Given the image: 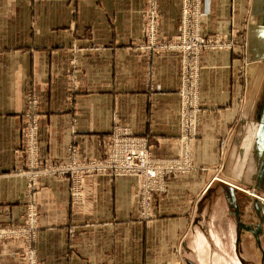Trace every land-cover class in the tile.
Segmentation results:
<instances>
[{"label":"crops","instance_id":"1","mask_svg":"<svg viewBox=\"0 0 264 264\" xmlns=\"http://www.w3.org/2000/svg\"><path fill=\"white\" fill-rule=\"evenodd\" d=\"M156 8L159 38L175 39L181 0ZM147 10L148 0H0V225H23L33 201L39 264H190L192 254L229 264L244 259L241 246L264 245V0L202 3L201 34L234 47L199 58L195 169L166 177L152 219L139 217L135 178L86 175L83 205L66 177L27 189L28 95L42 165L70 145L97 157L119 127L157 158L177 155L181 56L140 49ZM25 250L22 238L0 240V264H24Z\"/></svg>","mask_w":264,"mask_h":264},{"label":"built area","instance_id":"2","mask_svg":"<svg viewBox=\"0 0 264 264\" xmlns=\"http://www.w3.org/2000/svg\"><path fill=\"white\" fill-rule=\"evenodd\" d=\"M208 0H181V22L177 36L170 41H162L158 36V12L156 0H148L147 28L145 40L140 49L158 53L164 50L178 52L181 56L180 87L178 97L181 102L180 134L181 149L170 159H156L149 151L143 138L134 137L126 128H117L102 143V151L97 157L80 158L76 146L70 145L66 159L57 164L42 165L38 150V100L31 95L26 98L24 117L26 128L21 157L25 160L24 176L29 192L41 177H66L71 187L73 204L83 205L82 180L86 175H107L111 177H130L136 179V197L140 219L154 217L151 202L154 196L166 191V176L172 173L186 174L190 169L189 151L196 136V116L200 110L198 102V61L207 51L232 49L231 40L218 36L201 34L202 3ZM37 231V210L29 201L20 227L4 228L0 225V240L20 237L26 242L24 264H39L33 245Z\"/></svg>","mask_w":264,"mask_h":264},{"label":"rangeland","instance_id":"3","mask_svg":"<svg viewBox=\"0 0 264 264\" xmlns=\"http://www.w3.org/2000/svg\"><path fill=\"white\" fill-rule=\"evenodd\" d=\"M179 103H180V108H179V113H180V110H181L180 98H179ZM179 122H180V115H179ZM193 142H194V140H193ZM193 142H192V145L190 146V150H188L189 151V163H190L191 169L187 173L193 172V170L195 169V167L192 164V149H193V145H194ZM180 149H181V146H180V143L178 141V153H180L179 152ZM150 154L152 155V157L158 159L151 152H150ZM159 159L162 160V159H166V158H159ZM168 159H170V158H168ZM216 172L218 173L219 170H216ZM172 174H181V173H172ZM169 175H171V174H169ZM216 175H218V174H216ZM165 185H166V180H165ZM82 190H83V188H82ZM82 192L84 193V191H82ZM155 197L156 196H154L153 199H152L151 206L153 204V200H154ZM157 197H159V196H157ZM84 202H85V196H84L83 203ZM136 203H137V197H136ZM137 206H138V204H137ZM18 227H20V226H18ZM4 228H6V227H4ZM11 238H20V237H11ZM223 249L224 250L227 249V251L229 252V246L228 245L223 246ZM240 251H241L240 254H241V256H243L244 259L240 260V261H231V260H229V264H264V245L260 246V250H259V249L255 248L254 245L247 244V245L241 246L240 247ZM191 256L192 257H191L190 264H199L198 260H196V256L194 254H192ZM230 256L234 258V256L232 254Z\"/></svg>","mask_w":264,"mask_h":264}]
</instances>
